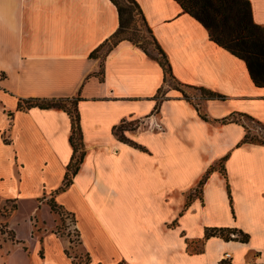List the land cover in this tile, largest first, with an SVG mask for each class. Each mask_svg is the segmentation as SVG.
Wrapping results in <instances>:
<instances>
[{
    "label": "crops",
    "instance_id": "1",
    "mask_svg": "<svg viewBox=\"0 0 264 264\" xmlns=\"http://www.w3.org/2000/svg\"><path fill=\"white\" fill-rule=\"evenodd\" d=\"M249 1L264 28V0ZM136 2L180 88L128 41L90 57L120 26L111 0H0V203L17 205L0 217L14 235L0 264H74L69 238L53 231L52 200L74 220L88 264H264V145H240L245 127L218 122L264 125V87L175 0ZM191 88L223 97L202 98L209 121L184 97ZM31 98L79 100L85 156L67 187L72 120L18 109ZM142 120L125 131L138 147L114 134ZM208 229L248 241L206 238Z\"/></svg>",
    "mask_w": 264,
    "mask_h": 264
},
{
    "label": "trees",
    "instance_id": "2",
    "mask_svg": "<svg viewBox=\"0 0 264 264\" xmlns=\"http://www.w3.org/2000/svg\"><path fill=\"white\" fill-rule=\"evenodd\" d=\"M180 4L183 11L198 22H200L209 33L210 39L218 46L224 48L235 57L243 60L246 63L250 77L257 87H264V28L256 24L252 17V6L249 0H175ZM116 6L119 13L120 26L116 33L99 49L91 54V58H98L99 52L104 48L106 53H109L122 41H128L141 49L148 57L157 61L162 67L165 75V82L169 78L174 79L172 75L171 65L166 53L162 50L157 40L155 39L152 30L144 17V14L136 2V0H111ZM140 17L144 32L150 36L151 41L144 36L143 31L139 30L135 25V14ZM131 34H130V33ZM149 46H153L156 55H154ZM202 93V98L207 99H223L222 96L207 91L205 89L191 88ZM184 97L190 98L184 93ZM78 99L75 98H31L20 100L18 104L19 110L40 108V109H61L68 113L72 120V134L70 142L74 149V155L71 163L68 166L65 187L69 186L72 176H74L85 156L81 128L80 115L78 112ZM197 111L201 118L209 121L206 114L197 107ZM247 117L245 115H232L226 119L218 121L222 124L240 123L245 127V124L240 119L235 117ZM133 124L123 121L120 125L114 128V134L119 140L130 143L138 147L132 141L125 137V131H133ZM246 129V127H245ZM256 144L264 145V139L250 137L246 132L241 144ZM203 181L200 183L202 186ZM64 187V188H65ZM52 211L58 214L62 220V208L59 207L53 200L49 202ZM231 234H237L235 238ZM212 236H221L226 240H240L247 242L248 236L242 232L231 229H208L206 238ZM90 257L87 255L85 261L74 262V264H88Z\"/></svg>",
    "mask_w": 264,
    "mask_h": 264
},
{
    "label": "rangeland",
    "instance_id": "3",
    "mask_svg": "<svg viewBox=\"0 0 264 264\" xmlns=\"http://www.w3.org/2000/svg\"><path fill=\"white\" fill-rule=\"evenodd\" d=\"M135 16V25H137L138 29L143 31L144 36L147 37L149 41H151V38L149 35H147L144 32V27L142 25V22L140 20V17L136 15V12L134 14ZM140 30V31H141ZM130 33V32H129ZM131 34V33H130ZM150 51L156 55V52L154 51L153 46H149ZM106 51V49H105ZM169 85L180 88L181 85H179L174 79L169 78L168 79ZM186 95L190 98V102L193 103L196 107H199L204 112V107L202 105V93L200 91H196L194 89H185ZM236 119H240L242 123L245 124L246 132L249 133L250 137L264 139V125L257 122L256 120H253L252 118L247 117H235ZM17 209V205L13 202H7V203H0V217L8 218L13 213H15ZM63 218L62 221L59 216L58 218V225L54 231V233L58 234L59 236H63L66 238H69L70 240V249L67 248V256L69 255L70 258L73 259L74 262H80L85 261L87 259V253L83 249V247L80 244V240L78 237V233L75 230L74 226V220L66 215L65 212H63ZM43 215L49 216L47 212H43ZM58 215V214H57ZM1 219V218H0ZM17 219H21V216H18ZM41 227V226H40ZM42 230V227L40 231ZM17 232L18 235L21 238H25L28 236V226L21 222L19 226H17ZM4 235V236H2ZM14 235L8 230L7 225L4 222H0V244H2L3 239L14 241Z\"/></svg>",
    "mask_w": 264,
    "mask_h": 264
},
{
    "label": "built area",
    "instance_id": "4",
    "mask_svg": "<svg viewBox=\"0 0 264 264\" xmlns=\"http://www.w3.org/2000/svg\"><path fill=\"white\" fill-rule=\"evenodd\" d=\"M125 122L126 123H129L128 121H125ZM146 124H147V120H142V121H139L137 123H134L133 128L135 130V129L139 128V127L146 126ZM149 127L150 128H154V129H161L162 128L161 125H160V123H156V122L155 123H150L149 122ZM229 258H230L229 255H226L225 256V260H227ZM220 264H223V263H220Z\"/></svg>",
    "mask_w": 264,
    "mask_h": 264
}]
</instances>
